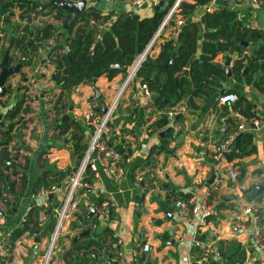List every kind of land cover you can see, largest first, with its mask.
<instances>
[{
  "label": "crops",
  "instance_id": "1",
  "mask_svg": "<svg viewBox=\"0 0 264 264\" xmlns=\"http://www.w3.org/2000/svg\"><path fill=\"white\" fill-rule=\"evenodd\" d=\"M25 1L34 4L40 1L48 2V0ZM169 1L166 0L165 5ZM209 2L210 0L204 5L196 6L190 12H184V15L177 14L174 20L183 22L193 19L201 24V17ZM154 5L155 3L147 2L135 8L130 0H87L86 10L93 6L102 13L109 14L106 19L101 18L97 21L100 28L104 29L123 14L135 13L140 18L150 16L154 13ZM227 6L238 10V18L245 27L257 28L264 33V0H229ZM9 8L10 21L6 24L0 20V62L5 50L7 49L9 53L12 50L6 47L14 33L12 23L24 24L26 21V18L20 19L18 16L21 8L15 4ZM216 8L215 4L211 11ZM47 12L48 17L32 19L33 22L41 24L47 21L56 26L59 33L66 30L62 27L66 14L63 19H57L53 16V9ZM168 32L169 27H166L160 37L155 38L150 47L153 56L161 49L160 44ZM201 38L195 56L200 53ZM63 43V37H59L57 41L54 37L52 46ZM261 45H264V38L246 44L242 52L250 54ZM226 54L236 57L238 52ZM44 57L43 51L38 61L21 67L29 78L30 70L39 64V73L32 83L22 81L18 73L11 74L5 81L6 86L26 84L30 97L26 100L28 111L22 113L25 121L17 122L13 126L10 132L12 138L5 143V149L1 151L4 154L0 168L8 175L9 180L6 191L2 190L4 183L0 181L2 264H27L35 246L34 238L40 233L42 236L37 245V253L30 264L42 263L58 217L59 207H56V204L61 206L65 198L70 175L66 174L62 178L63 183H52L56 186L53 190H49L51 183L45 185L46 182L39 178L47 170L46 179L49 180L54 177L55 169H65L73 165L70 141L65 142L55 136L58 130L54 128L58 111L54 103L60 88L52 78L55 64ZM224 59V53L214 57L215 62ZM232 60L233 58L229 66ZM10 64H14V61ZM130 66L127 65V70ZM185 68L187 73L181 72L176 76L178 79L182 75L189 78V69L187 66ZM126 75L127 71L121 70L112 77L102 74L93 83L78 84L71 90L69 96L66 94L67 107L62 108L60 114L70 115L88 133L92 128L87 124L88 111L92 109L98 114L103 113L104 111L97 109L101 108L102 103L110 104L114 100ZM257 76L258 73L254 75V79H257ZM231 77L233 83L229 82L227 75L216 78L220 81V86L216 88L227 90L235 88L241 91L250 102L251 110L256 114L254 117L260 119V126L257 129L243 131L252 133L254 151L232 160L226 159L224 155L217 158L213 155L221 137L238 122L243 121L247 127L251 126V117L247 118L241 112L246 106L245 102L236 108L233 106L234 103L223 104L218 100L214 110L208 107L200 113L196 110L202 106L204 98L199 94L193 97L196 106H190L187 95L177 102L171 98V102L162 108L152 102L162 113L169 106H173L172 102L174 105L177 103L186 105V110L179 116L168 117V126L153 128L152 122L158 119L161 113L157 110L151 112L147 110L150 102L148 103L142 94L141 78L135 75L130 79L119 95L108 123L112 136L115 134L123 143V147L120 148L122 177L119 182H115L104 167L97 164L95 178L99 189L75 188L72 198L76 201V209L63 220L49 264H75L70 256L62 257L63 252L72 246V239L80 242L96 240L99 246H92L100 247L97 256L106 254L118 264H199L209 263L211 260L218 263L225 261L226 264H264V251L255 241L251 219L246 217L245 225L240 228H235L233 224V219L243 214L244 209L250 205L258 209L259 221L264 224V192L259 201L255 200V196L248 197L252 188L255 190L253 185L264 180V89L254 81L247 82L244 75L236 78L231 73ZM262 85L264 87V83ZM7 91L8 89L0 94V120L5 118L4 114L21 92L16 87L11 93ZM64 103L65 99H62L58 107H62ZM69 103L72 104L71 109ZM166 128L168 130L164 134L170 131L163 137L164 134L161 135L160 132ZM71 131L72 127L68 133ZM153 146L155 149L151 151ZM211 166L214 167L216 175L214 180L208 183ZM241 168L245 169L243 176H240ZM230 169L239 172L236 179L228 177ZM138 177H142V180L135 184ZM10 181H13V185ZM211 185L215 186V191L221 196L211 215L203 220L199 214L191 216L188 220L178 215L175 209L176 199L184 198V195L188 194L187 198L201 202L205 190ZM172 189L173 193L170 194ZM99 194L103 197L109 196L114 202L113 214L116 220L104 221L99 214H93L78 222L74 212L86 215L90 206L96 207ZM25 221L29 226L37 224L40 227L39 231L33 235L32 232L25 230L9 249L11 232ZM75 222L77 223L74 224ZM87 227L90 228L89 232L80 234ZM195 239L203 241L205 246H194ZM143 242L149 244L147 250L139 247ZM82 251L83 249H80L79 253ZM53 253L56 255L60 253L59 260L55 261ZM96 258L100 259L95 262L96 264H107L106 260Z\"/></svg>",
  "mask_w": 264,
  "mask_h": 264
},
{
  "label": "trees",
  "instance_id": "2",
  "mask_svg": "<svg viewBox=\"0 0 264 264\" xmlns=\"http://www.w3.org/2000/svg\"><path fill=\"white\" fill-rule=\"evenodd\" d=\"M173 1L170 0L162 9L156 10L152 15L143 18H140L135 13L120 15L104 29L100 28L101 26L97 21L101 18L106 19L109 14H104L95 7L90 6L84 14H79L72 20L68 29L59 33L56 30V26L49 24L47 21H43L41 24L33 22L29 11L39 4L41 5V11H39L41 14H47L48 10L53 9V16L57 19H63L66 11L60 6L46 1L34 4L25 0H0V20H3L4 23L7 24V21H10L9 17L11 14L9 7L14 4L21 8L18 15L19 18H26L24 24H19L18 22L12 23L11 28L14 33L6 47L9 50L18 49L27 59L32 60L31 63L34 61L32 55L37 53L39 47H42L45 52V60H49L55 64L53 79L60 88L54 103L59 114L54 126L55 129H58L55 136L62 141H70L73 165L65 169H55L53 171L54 177L49 180L46 179L47 170H45L39 178L46 182L45 185H49V183H63L61 180L66 174L70 175L76 171L88 146L89 135L93 131V128H91L88 133L85 132L79 122L74 120L70 115L64 116V114H60L62 108L67 107V92L80 83H93L102 74L112 77L121 71L117 67H112L111 64L131 65L136 55L142 51L151 39ZM208 1L193 0L190 2L182 0L179 4L178 12L174 13L163 27V29L169 27V32L173 29L174 34H169L168 32V35L163 38L162 48L159 52L154 56L152 53H147L136 71V76L141 78V82L146 83L154 91L159 89L161 97L152 99V102L159 108L164 106L162 98H173L174 102H177L186 95L190 106H196L197 104L193 101V97L199 93L210 95L217 89L216 87L220 86L219 77L223 78L226 75L223 67L216 65L214 57L217 54L233 51L238 52V55L233 58L230 66L234 77L240 78L244 75L247 82L254 81L256 85L264 89L262 87V83H264V45L259 46L256 51L250 52V54L242 52L246 44L253 43L259 38H264V33L257 28L245 27L238 18L237 9L229 8L227 5L217 2L215 10L203 13L201 24L193 19L176 24L174 19L177 14L184 15V12H190L196 6L204 5ZM162 30L158 34L159 37ZM53 36L56 38V41L59 37H63L64 43L48 47L47 39ZM200 37H202L200 53L198 56H195ZM59 48L63 50L60 51L58 50ZM66 52L69 53V56L66 55ZM169 58H171V61L168 62ZM12 61L16 63L19 59L11 56L8 62L11 63ZM186 66L189 69V78L182 75L175 82V77L183 72ZM256 73H258V80L254 79ZM20 79L28 81L29 78L24 75ZM15 87L21 92L16 97L14 104L4 114L5 118L0 120V161H3L1 151L5 149V143L12 138L10 132L13 126L17 122L22 123V113L28 111L26 100L30 95L27 93V85L19 84ZM15 87L9 85L7 92L11 93ZM229 91L237 94V99L232 102L234 103V107L237 108L243 102L246 103V106L241 110L244 116L249 118L256 115L251 110L252 106L250 102L245 99L241 91L235 88H230L227 92ZM62 99H65V103L62 107H58ZM172 103L171 105H174ZM168 123V116L165 113H161L159 118L152 122L151 126L153 128H162L168 126ZM70 127H72V131L68 133ZM89 127L92 126L89 124ZM107 144L108 146H113L119 152L120 148L123 147V143L117 139L115 134H113V138L109 137L107 139ZM154 149L155 147L153 146L151 151ZM254 149L252 133L247 131L240 133L236 137L234 147L225 151L223 155L226 159L232 160L235 157L251 153ZM92 176L93 170L90 166L86 167L82 178L84 180H91ZM0 181L4 183L2 190H7L8 175H5L1 168ZM10 183L13 185V181H10ZM172 193L173 189L170 191V194ZM254 196L255 190L252 188L248 197ZM187 197L188 194L184 195V198ZM103 198L100 194L97 195V204ZM77 206H79V203ZM56 207H60V204H56ZM39 229L40 227L37 224L29 226L28 222L25 221L11 232L8 242L9 249L14 245L15 239L25 230L33 233L38 232ZM71 243L72 246L63 252L62 257L70 256L75 261V264H96V261H100V259L94 256L99 253L100 247L92 246H99L96 240L80 242L72 239ZM80 249H83L81 253H79ZM59 256L61 257V255ZM199 264L219 263L211 260L209 263L202 262Z\"/></svg>",
  "mask_w": 264,
  "mask_h": 264
},
{
  "label": "built area",
  "instance_id": "3",
  "mask_svg": "<svg viewBox=\"0 0 264 264\" xmlns=\"http://www.w3.org/2000/svg\"><path fill=\"white\" fill-rule=\"evenodd\" d=\"M132 5L135 8H139L143 6L147 2L151 3H157L159 0H130ZM182 0H174L172 4L168 7L166 13L163 16V19L152 35L149 42L146 44L145 48L142 50V52L139 54L140 61L139 63H136V59L131 64L130 68L127 71V75L129 70L130 75L129 79L126 81V77L124 78V82L122 87L130 81V79L136 75V71L141 63V61L145 58L147 53L150 52V47L153 44L155 38L158 36L160 31L163 29V27L167 24L171 16L178 12L179 10V4ZM219 0H210L209 4L206 6V11H211L213 9V6L218 2ZM226 1V0H223ZM257 1V0H254ZM39 11H41V5L35 6L32 10L29 11L30 16L32 19L37 18H45L48 17L47 14H41ZM182 21L178 20L176 24H181ZM20 32V31H19ZM169 34H174V30L171 29ZM54 43V36L47 39V45L48 47L52 46ZM44 51L42 47H39L36 54L32 55V59L34 61H38V58L41 56V53ZM10 54L14 56L16 59H19V61H23L24 59H27L26 56L22 55L18 49H12ZM223 61V60H222ZM39 64H36L33 69L29 72V79L28 82L31 83L34 79L33 77L36 76L39 73ZM125 84V85H124ZM121 87V88H122ZM124 89V88H123ZM141 90L142 94L145 97V100L150 104H148L147 110L149 112L157 110V107L153 105L152 103V95L154 94V90L150 89L146 83H141ZM121 91V89H120ZM120 91L117 93L114 100L108 104L109 108L107 111L98 114L92 109H90L86 115V119L88 124H90L93 128L92 133L89 135L88 138V146L84 152L83 158L77 167L76 171H74L72 174H70L69 183L67 186V192L65 195V198L59 207L58 210V217L55 224V228L53 231V234L51 236L49 247L52 244V250L53 246L55 244V241L57 239L58 232L60 228L63 226V220L66 216H69L75 209H76V201H73L72 194L76 187H82L83 189H90V190H98L99 185L95 178V172L98 168L97 164H101L107 174L115 181L119 182L122 174H123V166L121 161V153L116 150L113 146H108L107 139L112 136L110 129L108 128V124L106 123L109 120L110 113L115 108L116 101L121 94ZM237 99V94L235 92L229 91L224 92L220 95L219 101L223 103H232ZM186 110V105L183 103H177L173 106H169L166 110H164V113L170 117L173 118L178 113H182ZM162 113V111H158ZM250 127H247L243 121H240L237 123V125L229 130L217 143L216 151L213 155L214 158H217L218 156L223 155L225 151H228L232 149L235 145L236 137L243 132L246 129H257L260 126V119L258 117H251L250 118ZM94 151V153H92ZM121 163V164H120ZM90 166V168L93 170V176L91 177V180H84L82 178L83 171L86 167ZM238 171L235 169H230L228 171V177L230 179H236L238 177ZM142 180V177H138L135 181V184H138ZM143 182V181H142ZM55 184H52L49 188V190L55 189ZM221 200L220 194H218L215 191V186H210L205 190L204 198L201 202L196 201L193 198H178L175 200V209L178 215H180L182 218L188 220L191 218V216L199 214V216L202 218V220L211 215V213L215 210L217 203ZM96 212L102 217L104 221H114L115 216L114 212L112 211L114 209V202L112 199L107 196L104 197L100 203H98L95 207ZM248 217L251 219V222H253V236L255 238V241L258 245V247L264 251V224L260 223L259 221V214L258 209L254 206H247L243 214L237 215L233 219V224L235 228H240L245 225V218ZM57 229V232L55 234V230ZM33 235H36L35 232H33ZM52 237H54V242H52ZM194 246H201L204 247L205 243L201 240H194ZM142 250H147L149 248V244L147 242H143L139 246ZM48 249L46 254L44 255V259L41 264H45L46 260L49 258L50 261L52 260V250L48 257ZM55 256V261L59 260V254L56 255V253H53ZM249 264V263H246Z\"/></svg>",
  "mask_w": 264,
  "mask_h": 264
},
{
  "label": "water",
  "instance_id": "4",
  "mask_svg": "<svg viewBox=\"0 0 264 264\" xmlns=\"http://www.w3.org/2000/svg\"><path fill=\"white\" fill-rule=\"evenodd\" d=\"M165 1L166 0H159L154 5V11L162 9L164 7V5H165ZM48 2H50V3L54 4V5H58V6H60L61 8H63L66 11V17H65V19H64V21L62 23V27L64 29H68L70 23L72 22V20L76 16H78L79 14H84L86 12L87 0H48ZM218 2L222 3L224 5H227L226 1L219 0ZM160 47L162 48V44H160ZM224 54H225L224 61L216 62V65L219 66V67H223V69L225 70V74L229 77V82L233 83V79L231 77V67L229 65H230L231 58H234L235 55L228 56L226 53H224ZM66 55L69 56V53L66 52ZM11 56L12 55L6 49L5 52H4V56H3V58H2V60L0 62V66H1V68H0V94L5 93L6 90L8 89L7 87H9V85L8 86L5 85L6 79L13 73H18L21 77H24L25 74L22 71L21 67L23 65L31 64V62H32V60H30V59H24L23 61H18V62L14 63V64H10L8 62V59ZM139 61H140V58L137 57L136 63H139ZM169 61H171V58L168 59V62ZM111 66L112 67H117V68H119L120 70H123V71H128L127 70V66H123V65L118 64V63L111 64ZM130 71L131 70H129L128 75L125 78L126 81L129 79ZM183 73H187V69L186 68L183 69ZM52 78H54L53 74H52ZM175 80H178V78L175 77ZM123 88H124V86L121 88L120 93L122 92ZM226 90H227L226 88L216 89L210 95H205L204 93H199V95L204 98V102H203L202 106L199 109L196 110V112L200 113L202 110H204V109H206L208 107H211L214 110L215 103L218 101L220 95L222 93L226 92ZM70 94H71V91H68L67 95L69 96ZM160 97L161 96L159 94V89H158L152 95V99L160 98ZM162 101H163L164 105H166V104L171 102V100L168 99V98H162ZM69 108L70 109L72 108V104L71 103H69ZM108 108H109L108 104L102 103L101 108H98L97 110L105 112V111L108 110ZM179 115H180V113L177 114V116H179ZM106 123L108 124L109 120ZM167 130H168V128L164 129L163 131L160 132V134L161 135L164 134ZM111 138H113V136H111ZM120 152L122 153V150H120ZM92 153H94V151ZM3 154H4V152H3ZM244 171H245V169L241 168L240 176H243ZM215 175H216V173H215L214 167L211 166L210 175L207 178V182L211 183L214 180ZM253 187L255 188V200L259 201L260 198H261L262 193L264 192V180H262L259 183H255L253 185ZM230 197H233V196H229V198ZM74 214L77 216L78 222H82L85 218L90 217L93 214H95V215L97 214L98 215L94 205L89 207V212L86 215H81V214H78L77 212H74ZM76 223L77 222H75L74 224H76ZM89 230H90V228L87 227L80 234H87L89 232ZM169 231L172 233V230L169 229ZM56 232H57V229L55 230V234H56ZM41 236H42V233H40V234L35 236V238H34L35 246H34V248L32 250L31 257L28 260L27 264H30V261L36 255V253H37V245H38V242H39ZM77 237L78 236H75V238H77ZM52 242H54V237H52ZM51 250H52V244H51V246L48 249V254H47L48 257H49V255L51 253ZM95 257H99L101 259L106 260L107 264H118V262L116 260H112L106 254H100L99 256L95 255ZM49 261H50V259L48 258L46 260L45 264H48ZM2 263H3L2 259L0 258V264H2ZM219 264H226V262L225 261H220Z\"/></svg>",
  "mask_w": 264,
  "mask_h": 264
},
{
  "label": "rangeland",
  "instance_id": "5",
  "mask_svg": "<svg viewBox=\"0 0 264 264\" xmlns=\"http://www.w3.org/2000/svg\"><path fill=\"white\" fill-rule=\"evenodd\" d=\"M0 68H1V66H0ZM57 116H58V113H57ZM57 116H56V118H57ZM23 121H25V120H23ZM6 191V190H5Z\"/></svg>",
  "mask_w": 264,
  "mask_h": 264
}]
</instances>
